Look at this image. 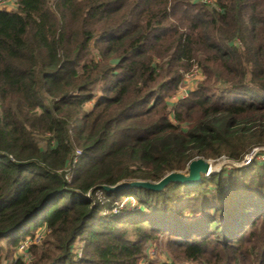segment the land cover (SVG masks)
Masks as SVG:
<instances>
[{"label":"trees","instance_id":"obj_1","mask_svg":"<svg viewBox=\"0 0 264 264\" xmlns=\"http://www.w3.org/2000/svg\"><path fill=\"white\" fill-rule=\"evenodd\" d=\"M13 5L0 9V264H25L18 248L41 229L26 264H141L150 250L264 264V0ZM198 158L235 166L103 191Z\"/></svg>","mask_w":264,"mask_h":264},{"label":"water","instance_id":"obj_2","mask_svg":"<svg viewBox=\"0 0 264 264\" xmlns=\"http://www.w3.org/2000/svg\"><path fill=\"white\" fill-rule=\"evenodd\" d=\"M244 163H246L244 161ZM187 172L185 174L180 172H171L162 177L158 182H144V181H133V182H123L116 184L113 187H103V191L106 193H115L123 189H144L154 192H159L163 190L168 184L177 183L184 184L187 186H195L200 183L201 176H207L214 173L211 169L209 161L198 158L191 161L187 166Z\"/></svg>","mask_w":264,"mask_h":264},{"label":"rangeland","instance_id":"obj_3","mask_svg":"<svg viewBox=\"0 0 264 264\" xmlns=\"http://www.w3.org/2000/svg\"><path fill=\"white\" fill-rule=\"evenodd\" d=\"M208 1V0H207ZM212 1V0H211ZM216 1V0H215ZM211 3H214V2H211ZM11 6H13V2H12V0H5V7L8 9L9 7H10V9H11ZM198 80L197 79H191V80H185V85L182 87V89L180 90V94L181 95H184V93H183V90L185 89H189V88H193L194 87V85L196 84V82H197ZM91 106H92V104H88V105H86L85 106V110L86 111H88L90 108H91ZM46 140L45 139H43L42 140V142H40V144H39V147L41 148V149H45V147H46V142H45ZM255 151V150H254ZM258 150H256L255 152H257ZM255 152H252L249 156H247L246 157V159L248 160V161H246V163H244V165H247L251 160H252V158H253V155H255ZM258 160H263V157H258ZM245 161V160H244ZM209 164H210V167H211V169L214 171V173H217V172H219V170L223 167V168H225V169H230V167H231V165L232 166H235L233 163H231V162H228V161H226L225 159H219L217 162H212V161H209ZM183 174H185V173H183ZM126 203V201L125 200H122V202L119 204V207L118 208H120L121 206H123L124 204ZM133 204H134V202H132ZM153 251V250H152ZM165 256L162 254L160 257H159V260H157L156 258H154V260L153 261H156L155 263H153V264H158V263H160V264H162L163 262H164V258Z\"/></svg>","mask_w":264,"mask_h":264},{"label":"built area","instance_id":"obj_4","mask_svg":"<svg viewBox=\"0 0 264 264\" xmlns=\"http://www.w3.org/2000/svg\"><path fill=\"white\" fill-rule=\"evenodd\" d=\"M203 1H205V2H207V3L215 2V0H212V1H211V0H208V1H207V0H203ZM12 2H13V4H14V0H12ZM13 7H14V5L11 6V8H13ZM3 8H4V9H7V8L5 7V0H0V9H3ZM8 9H10V7H9ZM197 73H198V71H197L196 69H194L191 73H189V74L185 77V79H186V80H191L193 77H195V76L197 75ZM183 93H184V92H183ZM255 151H256V150H255ZM255 151H253V152H255ZM255 153H256V152H255ZM79 154H80L79 152L76 153L77 156H78ZM246 161H248V160L245 159V162H246ZM43 231H45V230H43ZM43 231H40V233L36 234L33 240H31L30 238H28V239H26L24 242H22L21 245L19 246V248H18V257L22 258V260H23V262H24L25 264L28 263V261H29V257H28V255H27V253H26L28 247H29L31 244H39V243L41 242V240H42L43 237H44V234L42 233ZM76 254H77V257L79 258V257H80V250H77V251H76ZM153 258H154V252H153L152 250H150V251L148 252L147 260L141 262V264H150L151 261L153 260ZM158 264H160V263H158ZM162 264H170V262L164 260V262H163Z\"/></svg>","mask_w":264,"mask_h":264},{"label":"crops","instance_id":"obj_5","mask_svg":"<svg viewBox=\"0 0 264 264\" xmlns=\"http://www.w3.org/2000/svg\"><path fill=\"white\" fill-rule=\"evenodd\" d=\"M191 88H192V87H191ZM191 88H190V89H191ZM185 93H187V91H186ZM41 231H43V229H41Z\"/></svg>","mask_w":264,"mask_h":264}]
</instances>
